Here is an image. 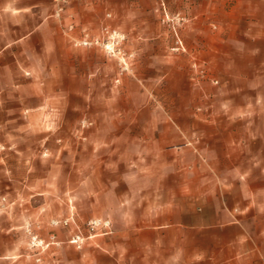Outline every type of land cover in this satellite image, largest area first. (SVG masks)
<instances>
[{
  "label": "rangeland",
  "instance_id": "1",
  "mask_svg": "<svg viewBox=\"0 0 264 264\" xmlns=\"http://www.w3.org/2000/svg\"><path fill=\"white\" fill-rule=\"evenodd\" d=\"M39 4L0 45V264H131L105 246L120 206L209 188L264 264V210L236 202L264 166L235 163L261 128L264 0Z\"/></svg>",
  "mask_w": 264,
  "mask_h": 264
},
{
  "label": "crops",
  "instance_id": "2",
  "mask_svg": "<svg viewBox=\"0 0 264 264\" xmlns=\"http://www.w3.org/2000/svg\"><path fill=\"white\" fill-rule=\"evenodd\" d=\"M40 2L0 0V45L6 43V49L18 45L23 14L31 13L27 21H35ZM43 27L44 24H35L33 30ZM259 116L261 128L250 134V151L243 144L241 153L236 155L238 165L264 166V111L260 110ZM236 179V202L239 198L245 204L251 197L253 203L249 207H254L255 212L263 211L260 197H264V172L242 174ZM231 193L211 188L200 192L154 191L150 194L156 198L154 206L150 199L145 205L119 207L123 216L120 222L113 216L115 233L105 246L131 264H255L258 251L247 238L251 224L232 220ZM95 258V264H109L105 255Z\"/></svg>",
  "mask_w": 264,
  "mask_h": 264
},
{
  "label": "built area",
  "instance_id": "3",
  "mask_svg": "<svg viewBox=\"0 0 264 264\" xmlns=\"http://www.w3.org/2000/svg\"><path fill=\"white\" fill-rule=\"evenodd\" d=\"M93 225L95 226V227H99V226H103V227H108V226H110V222L109 221H107V222H102V221H100V220H97V221H94L93 222ZM78 240H80V237H77V240L75 239V243H78Z\"/></svg>",
  "mask_w": 264,
  "mask_h": 264
}]
</instances>
